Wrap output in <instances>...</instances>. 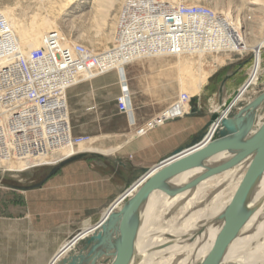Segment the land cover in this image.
Wrapping results in <instances>:
<instances>
[{
  "label": "rangeland",
  "instance_id": "obj_1",
  "mask_svg": "<svg viewBox=\"0 0 264 264\" xmlns=\"http://www.w3.org/2000/svg\"><path fill=\"white\" fill-rule=\"evenodd\" d=\"M47 1L0 0V157L3 158V164L0 166V264H50L61 251L70 250L76 239L68 245L65 241L53 258L52 254L57 248H53L49 240L27 239L24 226L21 224L26 192L41 187L51 171L69 156L82 152L106 153L94 147V138L85 134L76 135L74 132L75 120L70 111L68 92L76 85L64 93L60 103L54 101L46 107H32L26 103L22 106L18 103L21 100L25 102L17 79L18 63L33 55L19 48L21 36L10 23L20 22L32 26L37 14L50 10ZM58 1L60 0H52L53 6ZM136 1L115 0L113 8H110L107 26H102L98 0H78L65 11L56 13L57 27L54 31L61 33L64 47L72 48L75 43H82L95 52H106L120 41L123 26L132 11L128 12L127 9ZM146 1H169L170 6L175 7L181 3L204 6L215 12L216 20L208 28L210 35L206 45L192 52L180 53L183 57L189 58L193 70H196L198 64L204 63V70L206 73L209 72L200 92L190 98L188 103L181 102L171 108L165 103L158 102L147 92L151 86V77L147 74L149 63L144 56L117 65L105 73L107 75L116 73L121 85H127L134 116L137 111L146 112L148 107H153L156 111L160 110L152 119L153 124H156L190 114L191 111H195V106L196 108L201 106V96L205 92L216 89L219 81L216 73L219 70H231L234 66L250 69V76L238 92V97L242 93V97L255 93L253 80L258 84L264 81V1ZM229 19L234 20V23L229 24ZM238 20L240 23H237ZM202 26L203 23L200 24V27ZM212 63L219 65L218 69L212 71L210 68ZM103 76L104 74L79 84L95 81ZM184 92L189 95L188 90L179 91V99ZM193 99L195 106L192 105ZM230 100H237V95L232 96ZM178 106L180 108L175 109ZM223 106L217 107L214 114L220 116L223 113ZM76 124L81 126L79 121ZM58 125L63 128L59 129ZM26 126H33L34 129L31 132ZM86 130H91V127H87ZM79 138L90 139L74 145L72 142ZM16 149H19L18 153ZM55 155L56 158L53 160ZM85 159L101 160L92 155ZM140 181H136L122 197L126 194L132 195ZM90 226V223H85L81 229Z\"/></svg>",
  "mask_w": 264,
  "mask_h": 264
},
{
  "label": "crops",
  "instance_id": "obj_2",
  "mask_svg": "<svg viewBox=\"0 0 264 264\" xmlns=\"http://www.w3.org/2000/svg\"><path fill=\"white\" fill-rule=\"evenodd\" d=\"M249 71L243 66L219 70L216 89L201 96L200 107L196 108L193 103L195 111L150 128L144 135H138V130L153 121L160 110L148 107L146 112L137 111L136 125L131 126L117 106L121 83L116 73L104 74L95 81L70 89L68 97L75 134L94 138V147L106 153H87L101 154L113 165L109 166L103 159L78 160L45 180L41 187L26 192L21 224L27 239L49 240L51 246L57 248L53 258L61 245L80 232L85 223L96 225L131 187L140 171L155 168L199 135L211 121L216 108L225 105L243 88ZM259 84L263 86L264 81ZM78 121L81 126L76 124ZM87 127L91 130H86ZM30 129L32 132L34 128ZM16 151L18 153L19 149Z\"/></svg>",
  "mask_w": 264,
  "mask_h": 264
},
{
  "label": "bare ground",
  "instance_id": "obj_3",
  "mask_svg": "<svg viewBox=\"0 0 264 264\" xmlns=\"http://www.w3.org/2000/svg\"><path fill=\"white\" fill-rule=\"evenodd\" d=\"M76 1L78 0H60L53 6L52 0H48L50 10L37 14L35 20H31L32 26L11 22V27L21 36L19 48L27 54H37L46 36L57 27L56 13L65 11ZM114 1L98 0L102 26L106 25ZM233 23L234 20L229 19V24ZM146 60L149 63L147 74L151 77V86L147 92L155 100L171 108L181 103L179 91L188 90L189 97H194L209 75L204 70V63L198 64L196 70H193L189 58L180 53L147 56ZM218 66L212 63L210 68L213 71ZM252 86L255 93L262 87L255 80ZM235 101L225 103L223 113L218 117L221 118ZM179 108L180 106L175 109ZM250 132L253 134L254 129ZM53 158L55 160L56 155ZM227 159V154H221L207 164L216 166ZM253 161L254 157H250L231 170L205 180L191 192L178 196L155 192L140 213V230L130 264H202L225 224L224 213L239 192ZM2 164L3 158L0 157V166ZM199 173V170H194L183 174L172 180L170 185L186 184ZM248 209L253 211V215L225 252L222 264H264V175L253 193ZM94 227L95 225H91L81 229V235ZM68 244L70 243L66 241V245ZM67 252L61 251L56 258Z\"/></svg>",
  "mask_w": 264,
  "mask_h": 264
},
{
  "label": "water",
  "instance_id": "obj_4",
  "mask_svg": "<svg viewBox=\"0 0 264 264\" xmlns=\"http://www.w3.org/2000/svg\"><path fill=\"white\" fill-rule=\"evenodd\" d=\"M242 94L238 97L236 93L237 100L221 118L213 114L199 135L168 155L158 166L140 171L132 181L133 185L141 180L134 194H126L117 204L114 203L93 230L84 235L78 232L70 237L68 243L77 240L53 264H130L140 230V213L155 192L167 196L191 192L205 180L254 157L239 192L224 213L225 224L202 263L222 264L225 252L253 215L248 206L264 175V85L258 88L255 95L243 98ZM253 129L254 133L251 134ZM221 154H227L229 159L216 166L207 164ZM89 155L113 165L111 160L98 153H76L57 165L48 178L70 162L85 159ZM194 170L200 173L188 183L170 185L175 178Z\"/></svg>",
  "mask_w": 264,
  "mask_h": 264
},
{
  "label": "built area",
  "instance_id": "obj_5",
  "mask_svg": "<svg viewBox=\"0 0 264 264\" xmlns=\"http://www.w3.org/2000/svg\"><path fill=\"white\" fill-rule=\"evenodd\" d=\"M132 4L127 9L132 11L123 26L119 43L106 52H95L82 43L67 48L59 31L49 33L37 54L18 63L17 79L25 100L18 103L32 107H46L54 101L60 103L70 87L103 75L136 57L198 50L206 45L210 35L208 28L216 20L213 10L199 5L181 3L175 7L170 6L169 1L146 0H137ZM121 86L118 109L126 115L130 125L135 126L131 96L127 85ZM180 101L188 103L189 95L182 94ZM164 122L153 124L151 121L138 130V135H144L148 129ZM31 127L26 126L28 130ZM89 139L79 138L72 143L77 145Z\"/></svg>",
  "mask_w": 264,
  "mask_h": 264
}]
</instances>
